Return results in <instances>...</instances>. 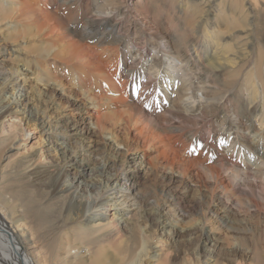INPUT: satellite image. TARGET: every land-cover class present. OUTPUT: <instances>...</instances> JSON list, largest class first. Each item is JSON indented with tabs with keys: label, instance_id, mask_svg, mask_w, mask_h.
Masks as SVG:
<instances>
[{
	"label": "bare ground",
	"instance_id": "bare-ground-1",
	"mask_svg": "<svg viewBox=\"0 0 264 264\" xmlns=\"http://www.w3.org/2000/svg\"><path fill=\"white\" fill-rule=\"evenodd\" d=\"M237 2L250 22L264 19V4ZM219 3L230 23H242L235 0ZM210 4L0 0V264H69L83 242L119 239L111 264H165L169 255L148 229L174 241L171 210L200 216L186 243L196 242L203 264L219 256L264 264V56L251 60L263 37L251 39L252 27L226 45L230 31L205 23ZM15 42L16 53L30 54L24 71L10 59ZM249 66L259 74L245 78ZM25 82L36 88L39 112ZM243 87L247 99L231 100ZM9 92L12 103H2ZM35 125L46 150L17 153L15 163ZM59 151L65 163L48 193L18 191L9 166L19 177L48 174Z\"/></svg>",
	"mask_w": 264,
	"mask_h": 264
},
{
	"label": "rangeland",
	"instance_id": "rangeland-1",
	"mask_svg": "<svg viewBox=\"0 0 264 264\" xmlns=\"http://www.w3.org/2000/svg\"><path fill=\"white\" fill-rule=\"evenodd\" d=\"M168 2L171 0H167ZM185 2V0H183ZM211 2V7L213 8V11L215 12L213 15H206L204 14V18H205V23L207 25L208 28H215V26L218 27L219 30H221L222 32H227L230 31L229 37L224 39V43L226 45L229 46H234L239 40L237 39L239 36L242 35V33H246V35H250L251 32H248L247 30H250L253 27V37H251V39H255V38H259V37H263L262 38V42L261 45L259 44V46L257 48H255V50L251 53V60L254 64L258 63V61L262 58V56H264V19L262 21H258L257 18H255L256 16L253 17V22H250V19L242 13V10L240 9V3L237 2L236 5V0H235V4L231 6V10H235L237 13V15H235L236 17H238V15H241L243 17V21L242 23H239L238 21H236L235 23H230L232 16H231V12H227V10H224V7L222 5H220V0H210ZM256 6L258 9H260V5L264 4V0H256ZM219 3V5H218ZM255 5V2H253ZM259 13H264V10H258ZM214 20L217 22V24H214ZM246 38V37H245ZM250 38V37H249ZM244 43V47L247 46V43H245V39L242 40ZM28 45V44H27ZM12 50L10 51V56H11V60L14 61L16 64L18 69L21 70H25L26 67L23 66L22 61H28L29 58L28 56L30 54L26 53L25 51H23V54L21 53H16L15 51H17L20 48V45L18 42H15L14 44H12ZM3 59L5 60L3 57H1L0 55V60ZM249 68H251L250 71H247L245 74V78H248L249 76L253 75L255 72L256 74L258 73V70L255 66H249ZM22 77H19V83H22ZM25 89L28 88V86H31L29 91L30 93L28 95H30V106L32 107V110L34 112H39V109H41L42 105L39 104L38 105V101H40V98L37 95L36 92V88H34L32 86V84H29L28 82H25ZM242 92L240 93V96H236V97H230L231 100H235L238 97H242L247 99V91L245 90V88H241ZM7 91V90H6ZM5 91V93H6ZM12 92H9L5 95H2V103H6L8 101H10V104L12 103V100H10V96H11ZM24 94V92H22ZM14 96H20V93H17V90H15L13 92ZM37 104L38 106L36 107ZM60 112V113H59ZM62 111L58 110L56 111V113L54 115L58 117H62ZM11 122V120H10ZM7 123V121L5 122ZM14 123H17L16 120L14 121ZM24 124V122L22 123ZM50 131H54L52 129H54L53 127L50 128ZM31 130V134L28 135L27 137L24 138V140L21 142V144L19 145V147L17 149H15V151H13L14 156L12 157L13 160H16L15 163L17 161H19V157L21 158H27L29 155H33L34 153H38L39 151H44L46 150V138L45 136H42L39 133V129L38 126H31L30 127ZM49 131V132H50ZM52 133V132H51ZM19 135V134H18ZM37 140V141H36ZM44 141V142H43ZM76 141V142H75ZM60 143V142H59ZM76 143H79V139L76 137H74L72 140H70L69 144L71 149H75ZM85 144V143H84ZM44 145V146H43ZM96 145H98V147L100 146V143H97ZM34 146V147H33ZM32 150H31V148ZM38 147V148H37ZM30 148V150H29ZM42 148V149H41ZM35 150V151H34ZM33 152V153H32ZM18 153V156H17ZM28 153V154H27ZM24 154V155H23ZM56 163L54 164L56 167L51 168L50 172L44 173V172H34L35 176L32 175L33 171H29L28 173L23 172V174L19 177L18 174L16 173L15 169H13V171H8V167L6 169L7 172H9V174H13L14 176H17V178H14L13 176H11L13 179H18L19 180V184L22 187V189H19L18 191H24V190H30L32 191V193L34 195H39L42 196L43 194L48 193L50 190L47 189V186L49 185V182L51 181L50 179L57 174V171L59 172L62 167L64 166V157L63 155H61V152L59 151L56 155ZM5 164V163H4ZM3 164V165H4ZM12 165H14L12 163ZM91 169L95 170L97 167H99V163L98 161L96 163H94V165L90 166ZM70 170V169H68ZM73 170L69 171L72 172ZM6 173H3V175H5ZM61 174V173H60ZM1 175V174H0ZM8 179L10 178L9 176L7 177ZM144 180V194L146 196V198L148 199L150 196H152L154 194V192L152 191L151 186H147L145 184V179ZM96 184L99 187L103 186V183L99 182V179H96ZM49 188V187H48ZM32 196L33 199H36V196ZM150 200H153L154 197L149 198ZM115 212V210H111L110 214H113ZM170 214V219L173 220L171 221V226L178 231V235L177 238L173 241L172 239H170V236H165V237H159L158 236V232L155 231V229L149 228L148 231L150 232L151 235L154 236V238L158 241L159 240V245L161 246V248H163L164 250H166L167 254L169 255V261L165 264H203V259L200 255V251L198 250L197 246H196V242H192V243H186L187 240L191 239V240H195L192 237H190L189 239L186 237L187 233L190 232V230L198 225L200 223V216L197 213H192V212H187L185 214H177L175 215V213L171 210V212H169ZM17 215V214H16ZM5 216L8 218L9 222L11 221L10 216H8L7 214H5ZM176 216V217H175ZM173 217V218H172ZM173 222V223H172ZM217 231V237H221L220 235H222L220 233V231ZM180 241L184 242L182 245L180 243ZM120 242L119 241H112V242H104L101 245H95V246H87L85 245L86 242H83V244L81 246H76V249L73 251L72 254H70L66 259L68 262H70L69 264H111L112 263V259L110 258L112 256V253L114 252V250L118 246ZM154 245V244H152ZM81 249V251H80ZM175 254L177 255V260L175 257ZM85 260H88L85 262ZM218 264H228L227 259L224 256H219L216 258ZM237 263H241V264H245L243 261L242 262H237ZM161 264V263H160Z\"/></svg>",
	"mask_w": 264,
	"mask_h": 264
},
{
	"label": "snow or ice",
	"instance_id": "snow-or-ice-1",
	"mask_svg": "<svg viewBox=\"0 0 264 264\" xmlns=\"http://www.w3.org/2000/svg\"><path fill=\"white\" fill-rule=\"evenodd\" d=\"M221 143H223V142H221Z\"/></svg>",
	"mask_w": 264,
	"mask_h": 264
}]
</instances>
